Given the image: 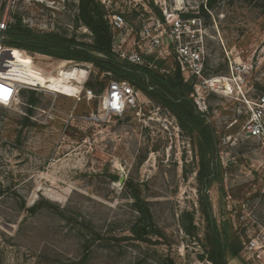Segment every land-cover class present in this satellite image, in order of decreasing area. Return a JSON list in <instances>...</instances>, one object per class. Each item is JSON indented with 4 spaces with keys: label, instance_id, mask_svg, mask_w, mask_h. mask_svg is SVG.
Masks as SVG:
<instances>
[{
    "label": "rangeland",
    "instance_id": "1",
    "mask_svg": "<svg viewBox=\"0 0 264 264\" xmlns=\"http://www.w3.org/2000/svg\"><path fill=\"white\" fill-rule=\"evenodd\" d=\"M98 1L126 22L116 49L142 53V64H132L112 51L121 63L163 75L179 66L183 79L179 44L200 50L189 98L214 130L215 151L204 153L198 130L182 128L151 87L130 83L136 106L110 115L100 105L108 83L128 80L87 61L7 46L4 33L0 76L29 85L0 105V264H212L200 201L208 161L212 218L222 238L242 243L227 264H264V143L242 130L245 101L264 95V0ZM77 13L78 0H0L7 26L16 16L34 33L90 44ZM213 78L229 87L209 86ZM130 187L149 210L141 236L131 230L140 215ZM250 242L256 247L247 249Z\"/></svg>",
    "mask_w": 264,
    "mask_h": 264
},
{
    "label": "trees",
    "instance_id": "2",
    "mask_svg": "<svg viewBox=\"0 0 264 264\" xmlns=\"http://www.w3.org/2000/svg\"><path fill=\"white\" fill-rule=\"evenodd\" d=\"M107 12L98 0H78L77 18L84 24L92 34V43H81L80 45L70 44V40L61 41L51 38V35H40L25 28L19 17L15 16V22L7 26L5 33L7 39L3 42L7 46L23 48L29 51L45 53L57 57L87 61L101 70L110 71L129 81V84L138 88L147 89L151 87L160 99L178 119L179 125L184 128L190 126L198 130L200 137V148L202 151H215L216 137L214 130L206 119L204 113L197 111L195 104L189 98L192 91V83L184 81L180 75L179 66L173 75L158 74L151 68L134 66L119 62L111 49L112 33L106 18ZM52 47L61 49L53 51ZM119 79V78H118ZM121 80V79H120ZM204 175L200 176L205 189L208 184V177L213 171V161L203 164ZM133 198L134 206L140 215L138 221L132 226V232L136 236L143 234L142 222L147 224L149 210L147 202L141 198L139 188H128ZM203 189L200 192L202 212L206 219L205 246L207 257L212 264H227L226 254L236 257L242 250V243L237 236L229 238L228 235L222 238L217 229L211 214V207L208 202L207 193ZM190 228H193L189 224ZM183 224L187 234H193L192 229Z\"/></svg>",
    "mask_w": 264,
    "mask_h": 264
},
{
    "label": "built area",
    "instance_id": "3",
    "mask_svg": "<svg viewBox=\"0 0 264 264\" xmlns=\"http://www.w3.org/2000/svg\"><path fill=\"white\" fill-rule=\"evenodd\" d=\"M106 18L112 33V51L116 52L121 59L129 63L142 64V53L135 52L134 50L130 51L123 45H119L116 49V41L118 37H121L120 35L122 31L126 29V22L123 15L120 13H109L108 15H106ZM6 28V23L1 21L0 49L2 48L1 43ZM175 28H181L179 20L175 22ZM159 44L160 39L158 38L154 39L151 43V45L155 46H159ZM177 54L179 64L181 65V72L184 81H188L190 77L194 75H197V77H201L203 55L201 54L199 49H192L191 47L180 43L177 48ZM26 85L29 84L14 82L0 76V105H9L18 95L20 87H25ZM200 88V85H195L194 92L192 93V96H194V100L198 105L200 104ZM194 94H197V97H195ZM104 99H106V103L102 105ZM245 104L248 109V116L242 126L243 133L247 138H251L264 143V95L259 96L255 99H248L245 101ZM100 105L103 106V109L108 114L121 116L122 114L136 106V94L128 81L112 79L108 83L105 94L101 97ZM255 247L256 243L250 242L249 246H247L246 248L252 249Z\"/></svg>",
    "mask_w": 264,
    "mask_h": 264
},
{
    "label": "bare ground",
    "instance_id": "4",
    "mask_svg": "<svg viewBox=\"0 0 264 264\" xmlns=\"http://www.w3.org/2000/svg\"><path fill=\"white\" fill-rule=\"evenodd\" d=\"M5 79H7V78H5ZM8 80H12V79H8ZM222 80L224 81L223 82V84H224L223 86H226V87L228 86L229 87V84L225 81L226 79H224V78H213V79H211L209 81L210 86L217 87L222 82ZM12 81H14V80H12ZM14 82H17V81H14ZM19 83H21V82H19ZM24 84H26V83H24ZM219 87H220V85H219ZM105 103H106V99L103 100L102 105L105 104Z\"/></svg>",
    "mask_w": 264,
    "mask_h": 264
}]
</instances>
